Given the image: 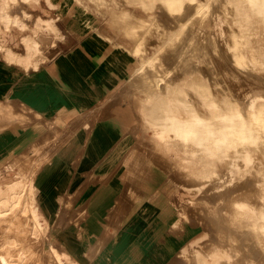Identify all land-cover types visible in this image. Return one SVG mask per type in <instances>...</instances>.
Instances as JSON below:
<instances>
[{
  "label": "bare ground",
  "instance_id": "6f19581e",
  "mask_svg": "<svg viewBox=\"0 0 264 264\" xmlns=\"http://www.w3.org/2000/svg\"><path fill=\"white\" fill-rule=\"evenodd\" d=\"M41 1L0 0V39L3 32L28 27V13L23 19L14 10ZM91 1L102 16H120L126 38L133 42L126 50L138 63L126 86L131 95L135 89L145 94L136 111L146 141L142 152L130 159L119 157L115 182L126 186L117 201L122 207L118 217L134 202L143 207L149 202L166 207L161 216L171 218L164 240L152 242L148 254L144 255L142 242L133 240L117 264H264V0H195L198 56H181L175 75L172 69L159 73L157 53L143 57V47L148 30L161 27L164 12L185 9L183 0H124L117 10L105 0ZM65 2L69 8L89 9L81 0ZM45 3L54 7L49 0ZM166 22L163 46L173 44L188 19L180 26ZM52 30L49 22L39 21L32 33ZM21 39V55L0 44V57L25 70L36 69L47 55L33 37ZM154 69L157 74L151 78L148 73ZM35 118L24 108L16 115L0 104V133L6 123L26 126ZM49 129L51 138L57 139L56 129ZM130 134L137 135L133 130ZM48 153L31 147L0 169V178L12 173L10 181L0 184V264H82L61 243L52 245L58 244V231L70 226L77 229L90 260L119 239L110 211L101 236H89L81 226L87 211L80 192L94 179L76 184L75 176L97 158L83 157L76 167V157ZM163 186L178 188L189 197L175 195L168 205L169 195L142 192L157 187L162 191ZM77 201L81 204L74 207ZM198 223L203 224V235L174 254L170 237L179 235L185 225Z\"/></svg>",
  "mask_w": 264,
  "mask_h": 264
},
{
  "label": "crops",
  "instance_id": "0c3cea01",
  "mask_svg": "<svg viewBox=\"0 0 264 264\" xmlns=\"http://www.w3.org/2000/svg\"><path fill=\"white\" fill-rule=\"evenodd\" d=\"M49 1L56 7L57 16L68 12L70 18L67 20V27L77 38L78 44L63 59L52 61L51 49L57 42L66 40L56 17L47 15L53 7L49 8L45 0H42L39 5L22 4L21 9L13 11L23 19L25 12L28 13V27L22 31L12 29L11 33L3 32L0 44L21 55V38L33 37L46 53L47 59L36 69L25 70L0 57V104L11 107L16 115H21V108H24L27 114L37 116L33 124L26 126L17 122L6 123L0 133V169L8 164L9 159L20 157L31 147L39 148L41 152L49 151V157H76L73 164L76 167L81 164L83 157H96L93 166L79 170V175L75 176L76 184L89 177L94 179L93 183H89L80 192L82 200H79L81 203L85 201L87 211L81 226L89 236H101L110 211L111 216L114 215L110 218L111 226L119 228V239L90 260L86 255L83 256L86 254V247L78 239L75 228L76 235H70L75 236L76 247H80L79 255L84 258L76 260L82 264H117L125 258L128 243L133 240L143 243L146 255L151 251L152 242L164 240L171 218L161 216V211L166 207H153L149 202H145L144 207L137 202L131 206L129 204L127 207H130L123 216L118 217L122 207L117 201L124 194L126 186L115 182L120 176L119 157L130 159L139 156V153L131 149L134 137L130 133L133 125L137 124L136 111L140 99L125 89L138 67L136 59L126 50L127 47H132L133 42L126 38L124 24L118 15L102 16L97 11L69 8L65 0H58L59 4ZM38 20L49 22L53 30L39 32L34 36L32 30L39 24ZM50 127L56 129L57 139L51 138ZM11 179L12 173H4L0 184ZM93 184L97 188H89ZM94 188L95 191H92ZM157 188L142 192L167 194L169 196H165V202L168 205L174 202L177 188L168 189L163 186L165 190L162 191ZM133 189L135 192V188ZM81 203L75 202L74 207H79ZM191 227L193 226L187 224L179 235L170 237L174 254L182 244L198 238ZM65 243L63 245L69 254L78 257L77 252L76 255L73 254L72 247Z\"/></svg>",
  "mask_w": 264,
  "mask_h": 264
},
{
  "label": "rangeland",
  "instance_id": "374dc122",
  "mask_svg": "<svg viewBox=\"0 0 264 264\" xmlns=\"http://www.w3.org/2000/svg\"><path fill=\"white\" fill-rule=\"evenodd\" d=\"M53 1L58 2V0H53ZM81 2L88 6V8H89L88 10L99 12V10H98L99 7H97L98 4L95 1L81 0ZM123 2H124V0H111V1L105 0L104 4H108L109 6H111L110 8L117 10L118 5L120 6V4H122ZM194 3H195V0H183L182 5L185 7V9H180V10H175L174 8L168 9L166 12H164L165 17L164 18L161 17L160 18L161 21L158 23L161 27H159L158 29L153 27L152 29L148 30V33L145 35L146 37H145L144 47H143L144 48L143 57H148V56L152 55L153 52L154 53L156 52L158 59L156 60L155 68L157 69V71L159 73H162V75L165 73L164 72L165 70L167 71V69H172V74L175 75V72L178 69V68H176L178 66L177 60L180 61V59H182L181 56H184V54H186V53L191 54L194 59H196L198 56L197 32L195 29L196 23L198 21V16L195 14V9L192 6ZM57 4H59V2ZM100 4L101 3H99V5ZM159 4L162 6L161 3H159ZM169 7L171 8V6H169ZM63 13H64V15L57 16L58 11H57L56 7H53V8H51V10L47 14L50 17H56L57 22H58L60 28L62 29V31L64 32L65 37H66L65 41L57 42L55 47L53 49H51V51H50L51 52L50 53L51 58L50 59L52 61L63 59L64 57L67 56L68 52L70 50L76 48L77 44H78L77 38L73 36L71 31L67 27V20L70 18V16H69L68 12H63ZM186 18L188 19V22L186 24L185 23L183 24L182 21L185 20ZM167 20H172L173 22H176V24L178 26H180L182 24L185 26L180 31V33L178 34L176 39L173 41L172 45L166 44L163 46V43L165 42V40L167 38L165 33L168 31L163 29L162 25L164 23H168V22H166ZM134 38L136 40L138 39V38H136V36L133 37V39ZM263 47H264V42H263ZM174 68H176V71ZM156 74H157V72L154 69V71L148 73V76L153 78V75H156ZM125 89L130 90V88L127 86L125 87ZM133 93L136 94L138 96V99H140L141 101L145 97V94L141 89H135ZM140 129L141 128L139 127V120H137V124L133 125V129H132L133 131H136L137 135L136 136L134 135L133 145L131 148V149L135 150L137 153L142 152L141 151V149L143 148L142 143L146 142L145 139L141 136L142 132L139 131ZM138 136H140L141 138L138 139ZM160 179L162 181H164L165 178L161 177ZM94 186L96 187V185L93 184L89 188L92 189ZM96 188H94L92 191H95ZM178 190L179 189L177 188V195H178V197L176 195L177 198L183 199V198L189 197V195H187V193H184V192H181L180 190L179 191ZM189 225H191V224H189ZM191 230H192L193 234H195V236H197V235L201 236L204 233L203 224L198 223L194 227H191ZM71 233L72 234L76 233L75 232V226L64 228L62 230L60 229L58 231V234H57L58 244H56V242L53 241L52 245L58 246V245H60V243L62 245L63 244L65 245L66 244L65 242H67V245L69 247H72L73 254L75 253V255H76V252L78 254V257L74 256V258L75 259L83 258L81 255H79V251H80L79 248L80 247L79 246L76 247L77 242L75 241V236L70 235ZM64 236L67 239H65ZM47 237L50 238V236H47ZM65 240H67V241H65ZM48 245H49V241H45V246L48 247ZM85 255L86 254H83V256H85Z\"/></svg>",
  "mask_w": 264,
  "mask_h": 264
}]
</instances>
